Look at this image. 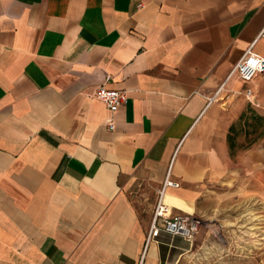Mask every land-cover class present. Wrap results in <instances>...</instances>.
Wrapping results in <instances>:
<instances>
[{
  "label": "crops",
  "instance_id": "crops-1",
  "mask_svg": "<svg viewBox=\"0 0 264 264\" xmlns=\"http://www.w3.org/2000/svg\"><path fill=\"white\" fill-rule=\"evenodd\" d=\"M263 24L264 0H0V264L216 248L196 241L210 229L145 245L166 175L171 216L245 202L264 233V76L225 79ZM99 85L125 103L109 112Z\"/></svg>",
  "mask_w": 264,
  "mask_h": 264
},
{
  "label": "rangeland",
  "instance_id": "rangeland-1",
  "mask_svg": "<svg viewBox=\"0 0 264 264\" xmlns=\"http://www.w3.org/2000/svg\"><path fill=\"white\" fill-rule=\"evenodd\" d=\"M248 207L250 206L245 202L237 207L232 204L223 211L222 217L201 220L199 229H210V232L203 233L201 239L196 241H203L206 237V241L216 242L218 246L214 248L207 244V248L203 250L195 242L193 250L180 264H230L234 258L238 260V264H245L247 258L253 259L254 264H261L264 233L261 232L260 219ZM198 234L197 232L195 237Z\"/></svg>",
  "mask_w": 264,
  "mask_h": 264
},
{
  "label": "built area",
  "instance_id": "built-area-1",
  "mask_svg": "<svg viewBox=\"0 0 264 264\" xmlns=\"http://www.w3.org/2000/svg\"><path fill=\"white\" fill-rule=\"evenodd\" d=\"M259 38L264 39V24L258 31L255 39L250 46L242 53L235 64L230 68L225 79L235 75L242 82L250 81L256 74L264 76V56L251 51L252 44ZM222 84L217 88L218 92ZM215 92V93H216ZM244 93L248 95L250 90L245 88ZM92 97L99 100L109 112L115 111L126 101V94L123 90L107 88L103 85L95 87L92 91ZM112 129V124H108ZM178 184L165 176L160 188L157 191V198L153 207L151 219L145 235V245L157 236L159 231L179 235L186 240H191L197 233L202 221L199 218L189 215L169 214V207L162 202L165 188L177 187Z\"/></svg>",
  "mask_w": 264,
  "mask_h": 264
}]
</instances>
